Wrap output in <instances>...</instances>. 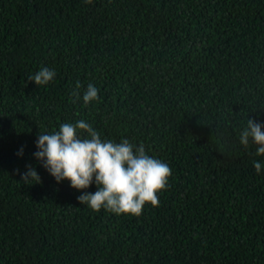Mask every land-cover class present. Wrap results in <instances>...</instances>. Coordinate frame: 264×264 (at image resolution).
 Masks as SVG:
<instances>
[{
    "label": "trees",
    "instance_id": "1",
    "mask_svg": "<svg viewBox=\"0 0 264 264\" xmlns=\"http://www.w3.org/2000/svg\"><path fill=\"white\" fill-rule=\"evenodd\" d=\"M41 67L48 85L28 80ZM80 119L170 166L158 207L92 211L77 197L95 182L43 167L39 133ZM247 119L264 125V0H0V264H264Z\"/></svg>",
    "mask_w": 264,
    "mask_h": 264
},
{
    "label": "clouds",
    "instance_id": "2",
    "mask_svg": "<svg viewBox=\"0 0 264 264\" xmlns=\"http://www.w3.org/2000/svg\"><path fill=\"white\" fill-rule=\"evenodd\" d=\"M92 0H85L91 3ZM56 72L48 67H41L28 80L38 86L48 85L55 79ZM81 84L76 83L70 98H79ZM99 89L89 83L83 94V104L99 102ZM75 102V101H74ZM261 123L247 119V125L239 133V143L245 148L249 143L257 145L256 156H264V131ZM33 155L42 162L43 167L60 182L70 181L71 187L87 189L95 182L98 190L95 193L84 192L77 197L82 205L92 211L100 212L103 208L116 215H142L144 206L160 204L157 193L169 187L172 176L170 166L149 155L145 145L138 146L127 138L120 142L102 140L101 134L83 119L75 123H62L59 130L50 133H39ZM22 155V149L18 153ZM259 174L262 163L253 161ZM27 171L21 174V181L26 184L41 183V177L35 167L28 165ZM18 171V170H17Z\"/></svg>",
    "mask_w": 264,
    "mask_h": 264
}]
</instances>
